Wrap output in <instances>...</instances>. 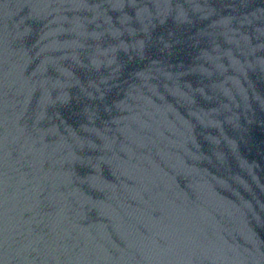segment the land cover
I'll use <instances>...</instances> for the list:
<instances>
[{"label": "water", "instance_id": "1", "mask_svg": "<svg viewBox=\"0 0 264 264\" xmlns=\"http://www.w3.org/2000/svg\"><path fill=\"white\" fill-rule=\"evenodd\" d=\"M0 264H264V0H0Z\"/></svg>", "mask_w": 264, "mask_h": 264}]
</instances>
